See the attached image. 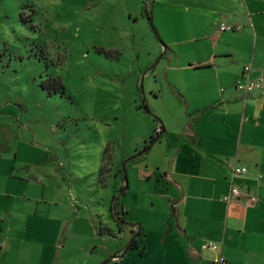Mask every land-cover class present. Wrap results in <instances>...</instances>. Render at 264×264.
<instances>
[{
  "label": "rangeland",
  "instance_id": "374dc122",
  "mask_svg": "<svg viewBox=\"0 0 264 264\" xmlns=\"http://www.w3.org/2000/svg\"><path fill=\"white\" fill-rule=\"evenodd\" d=\"M145 7L152 14L153 0H0V120L12 126L20 159L38 164L32 168L46 186L60 180V209H67V197L75 205L67 220L77 215L65 224L61 254L51 264H105L128 242L129 228L120 233L111 212L123 164L145 142L150 146L160 122L175 128L187 107L181 88L168 78L170 55L158 29L164 18L151 24ZM258 36L244 50L248 60L255 56L254 69L264 68V28ZM177 76L192 79L181 71ZM54 78L63 91L50 87ZM154 154L126 166L130 219L139 214L138 200L165 194ZM150 237L147 252L137 238L131 250L125 246L124 258L108 264H167L161 259L166 238Z\"/></svg>",
  "mask_w": 264,
  "mask_h": 264
},
{
  "label": "crops",
  "instance_id": "0c3cea01",
  "mask_svg": "<svg viewBox=\"0 0 264 264\" xmlns=\"http://www.w3.org/2000/svg\"><path fill=\"white\" fill-rule=\"evenodd\" d=\"M152 14L154 21L164 18L158 29L170 55L168 78L181 88L187 107L177 126H166L165 136L150 149L165 194L138 200L134 219L125 203L127 192L119 201L117 210L128 223L130 238L113 256L123 253L133 235L137 239L144 232L145 252L150 236L166 238L161 259L167 264H213L219 251L201 249L209 241L222 246L230 264H264V87L250 96L235 87L246 79L245 67L255 64V56L248 60L244 50L245 44L258 42L264 28V0H153ZM222 24L233 31L222 32ZM179 71L192 79L179 80ZM251 76L264 79V68H253ZM222 84L225 90L218 89ZM156 131L161 133V125ZM13 140L12 126L2 117L0 264H51L61 254L65 224L77 216L74 212L67 220L75 205L67 197V209H60V180L57 186L53 181L46 186V178L32 168L38 164L22 161ZM146 154L137 158L147 159ZM233 164L249 173L235 175ZM124 180L116 193L125 187ZM233 183L253 192L257 202H224ZM39 185L42 190H34Z\"/></svg>",
  "mask_w": 264,
  "mask_h": 264
},
{
  "label": "built area",
  "instance_id": "2783aa9c",
  "mask_svg": "<svg viewBox=\"0 0 264 264\" xmlns=\"http://www.w3.org/2000/svg\"><path fill=\"white\" fill-rule=\"evenodd\" d=\"M220 30L222 32L233 31V27L227 24H222ZM252 70L253 68L251 65L246 66L244 70L245 75H247L246 79L238 81L235 86L237 90L241 91L246 96L254 95L264 87V79L262 77H252ZM232 168L235 175L242 176L249 173V169L243 166L233 164ZM243 198H246L251 204H255L257 202V196L253 192H243L238 184L233 183L229 193L223 197V201L226 203H232L238 202ZM201 249L219 251L213 261V264H230V262L222 254V246L220 244L209 241L204 243Z\"/></svg>",
  "mask_w": 264,
  "mask_h": 264
},
{
  "label": "trees",
  "instance_id": "16d2710c",
  "mask_svg": "<svg viewBox=\"0 0 264 264\" xmlns=\"http://www.w3.org/2000/svg\"><path fill=\"white\" fill-rule=\"evenodd\" d=\"M29 7L32 9V11H33V13H35L34 12V10H33V8H34V5H30L29 4ZM145 11H146V13H147V17H148V20H149V22L152 24L153 23V15L150 13V12H148L147 10H146V7H145ZM23 13V12H22ZM21 13V19H22V22L23 23H27V20H26V18L25 17H23V14ZM31 19V18H30ZM157 32V31H156ZM42 86V88H44V89H47L48 87L47 86H45V85H41ZM50 87H52L53 89H57V90H61V91H63L64 90V86L60 83V81L58 80V79H56V78H54V80H53V82H52V84L50 85ZM148 113H149V111L148 110H146ZM159 122H160V120H159ZM160 125H161V133H156L157 135H158V140H160L162 137H164L165 136V134H166V128H165V125H164V123H162V122H160ZM155 137H152V139L151 140H153ZM144 154V153H143ZM135 157L137 158V155H135V156H132L131 158H129L128 160H126L125 162H124V164H126L127 163V161H129V160H131V159H135ZM123 164V165H124ZM123 180H124V177H123ZM124 182H125V180H124ZM124 188V187H123ZM123 188H121L120 189V191L119 192H117L116 194H115V196L113 197V200H112V203H111V212H112V217H113V220H115V221H117V222H119L120 223V228H122V227H124V226H126V225H128V223L124 220V218L121 216V214L118 212V210H117V207H118V205H119V201H120V199H121V197L122 196H124L125 194H121V191L123 190ZM123 231H124V229L123 230H120V233H123ZM138 237L139 238H142V239H144V237H145V234H144V232H139L138 233ZM136 238V237H135ZM134 238V239H135ZM134 239H132L131 241H135ZM131 244V243H130ZM132 245H133V243L131 244V246H130V250H131V247H132Z\"/></svg>",
  "mask_w": 264,
  "mask_h": 264
},
{
  "label": "water",
  "instance_id": "95a60500",
  "mask_svg": "<svg viewBox=\"0 0 264 264\" xmlns=\"http://www.w3.org/2000/svg\"><path fill=\"white\" fill-rule=\"evenodd\" d=\"M157 141H158V135L156 136V138H154V139L152 140V143L150 144V146L146 147L145 149H143L141 152H139V153L137 154V157L140 156V155H143V153L148 152V151L151 149L152 145L155 144V143H157ZM135 158H136V157H135ZM133 160H134V159H131V160L127 161L126 164H124V169H125V171H124V179L126 180V183H127L126 165H127L130 161H133ZM127 189H128V184H127V187H124V188H123V190L121 191V194H125L126 191H127ZM130 243H132V241H131ZM130 246H131V244H129L128 247L130 248ZM129 248H128V250H129ZM128 250L125 251L124 253H122L120 256H113V257H111V258H110L105 264L110 263L112 260H119V259L124 258V257L127 255Z\"/></svg>",
  "mask_w": 264,
  "mask_h": 264
},
{
  "label": "flooded vegetation",
  "instance_id": "af4514ba",
  "mask_svg": "<svg viewBox=\"0 0 264 264\" xmlns=\"http://www.w3.org/2000/svg\"><path fill=\"white\" fill-rule=\"evenodd\" d=\"M101 176H102V170H101ZM118 212H119V211H118ZM119 213H120V212H119ZM114 221H115V220H114ZM126 227H127V225L124 226V227H122V228H120V225H119V231H120V230H123V229L125 230ZM123 232H124V231H123ZM135 237H137L136 234L132 236V239H134ZM135 239H136V238H135ZM135 239H134V240H135ZM129 250H130V248H129Z\"/></svg>",
  "mask_w": 264,
  "mask_h": 264
}]
</instances>
